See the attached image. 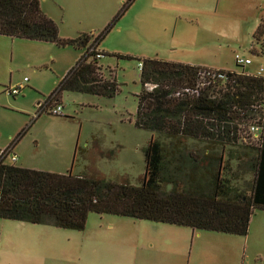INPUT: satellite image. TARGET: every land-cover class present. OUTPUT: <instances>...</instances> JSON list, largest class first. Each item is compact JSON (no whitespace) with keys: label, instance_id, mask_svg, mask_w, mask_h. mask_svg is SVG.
I'll use <instances>...</instances> for the list:
<instances>
[{"label":"rangeland","instance_id":"rangeland-1","mask_svg":"<svg viewBox=\"0 0 264 264\" xmlns=\"http://www.w3.org/2000/svg\"><path fill=\"white\" fill-rule=\"evenodd\" d=\"M205 1L215 8H200L203 0H38L60 37L103 34L98 63L113 69L117 90L110 97L63 90L59 113L35 116L84 48L0 34V149L14 142L18 166L138 184L143 147L155 133L134 125L135 57L241 70L237 53L250 59L244 71L264 76V28L259 40L252 35L264 21V0ZM19 82L9 94L6 87ZM251 124L240 123L239 134ZM30 224L0 218V264H264L259 208L243 235L96 212L82 229Z\"/></svg>","mask_w":264,"mask_h":264},{"label":"trees","instance_id":"trees-1","mask_svg":"<svg viewBox=\"0 0 264 264\" xmlns=\"http://www.w3.org/2000/svg\"><path fill=\"white\" fill-rule=\"evenodd\" d=\"M263 28L261 20L253 37L259 40ZM0 34L84 48L44 100L47 105L57 103L63 90L105 97L117 90L113 69L98 63L103 34L60 37L38 0H0ZM135 58L141 66L134 125L155 133L143 147L140 182L0 160V218L82 229L87 213L96 212L246 233L253 209H264V76ZM248 120L257 130L240 135L239 124Z\"/></svg>","mask_w":264,"mask_h":264},{"label":"built area","instance_id":"built-area-1","mask_svg":"<svg viewBox=\"0 0 264 264\" xmlns=\"http://www.w3.org/2000/svg\"><path fill=\"white\" fill-rule=\"evenodd\" d=\"M234 60H235V63L237 65H244V64H246V63H248L250 61V59L248 57H243V56H241V55H239L237 53L234 54ZM140 66H141V62L139 61L138 62V68H140ZM259 70H261V67L258 69V71ZM25 79L26 78L24 77L22 79V82ZM21 87H22V84H21V82H19V83L15 84V85L6 87V90H7V92L9 94L14 95V94H17L19 92ZM43 111H47V112L52 113V114H57V113H59L61 111V105L59 103H55V104H52V105H47L46 102H38L37 103V110L35 112V115L38 112H43ZM257 128L258 127L256 125L250 127V129H252L253 131H256ZM254 134H256V133L254 132ZM7 158H9L10 162H14L17 159V155L13 151V145L12 146H5L4 148L0 149V160L7 161Z\"/></svg>","mask_w":264,"mask_h":264},{"label":"crops","instance_id":"crops-1","mask_svg":"<svg viewBox=\"0 0 264 264\" xmlns=\"http://www.w3.org/2000/svg\"><path fill=\"white\" fill-rule=\"evenodd\" d=\"M203 3L206 5V6H201L200 8H202V9H204V10H211L212 8H215V6L213 5L212 6V3H206V1L205 0H203ZM203 5V4H202ZM207 19H208V16H207ZM250 63V61L247 63V64H249ZM191 64V63H190ZM197 64L198 65H201V64H205V63H200V62H197ZM247 64H245V65H247ZM245 65H241L242 66V71H244V66ZM201 66H205V65H201ZM205 67H210V66H205ZM210 68H215V69H223V68H221V67H210ZM244 72H247V71H244ZM13 147H14V144H13ZM17 221H19V220H17ZM20 222V221H19ZM22 222H25V221H21V223ZM25 223H29V222H25ZM37 224V223H36ZM35 223H31L30 225H36ZM24 227H27V226H24ZM48 260V259H47ZM48 261H50V260H48ZM40 264H42V263H40Z\"/></svg>","mask_w":264,"mask_h":264}]
</instances>
